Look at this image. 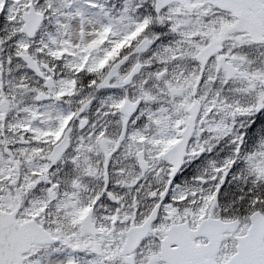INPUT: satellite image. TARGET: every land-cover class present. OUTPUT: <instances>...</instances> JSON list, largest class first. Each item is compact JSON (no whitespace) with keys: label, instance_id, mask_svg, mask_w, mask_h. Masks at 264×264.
Returning a JSON list of instances; mask_svg holds the SVG:
<instances>
[{"label":"snow or ice","instance_id":"obj_1","mask_svg":"<svg viewBox=\"0 0 264 264\" xmlns=\"http://www.w3.org/2000/svg\"><path fill=\"white\" fill-rule=\"evenodd\" d=\"M0 264H264V0H0Z\"/></svg>","mask_w":264,"mask_h":264}]
</instances>
